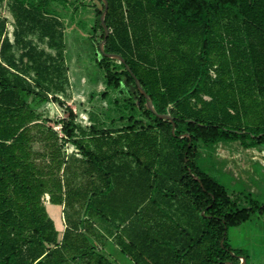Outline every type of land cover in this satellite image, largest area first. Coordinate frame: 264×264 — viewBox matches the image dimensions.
<instances>
[{"label":"trees","instance_id":"16d2710c","mask_svg":"<svg viewBox=\"0 0 264 264\" xmlns=\"http://www.w3.org/2000/svg\"><path fill=\"white\" fill-rule=\"evenodd\" d=\"M51 1L7 0L14 42L0 17V264H249L235 234L264 202L221 181L201 147L264 145V0H107L104 23L103 2L97 62L108 86L134 85L147 120L72 119L67 138L40 118L69 82L62 51L28 38L63 37Z\"/></svg>","mask_w":264,"mask_h":264},{"label":"rangeland","instance_id":"374dc122","mask_svg":"<svg viewBox=\"0 0 264 264\" xmlns=\"http://www.w3.org/2000/svg\"><path fill=\"white\" fill-rule=\"evenodd\" d=\"M51 2L56 15H47L46 18L58 21L57 27L63 32V37H58L57 45L52 46L37 28L29 32L28 38L53 55L61 49L69 82L64 93L56 94L61 103L51 98L50 102L40 107L41 120L53 126L61 138H67L62 130L64 122L72 119L74 124L86 130L91 124L113 128L133 123V120L146 121L134 85L123 79L118 89L108 86L106 72L97 62L99 53L93 39L94 25L96 10H102L104 0ZM0 17L6 21L5 35L14 42L16 24L7 0H0ZM58 42L62 44L59 46ZM15 51L17 56L22 52L17 46ZM111 68L119 72L123 70L117 63H112ZM121 116L124 119H120ZM74 132L80 134L78 129H74ZM64 150L70 153L77 151V148L72 143L65 142ZM201 152L204 166L226 185L238 192H251L264 202V145L245 148L239 142H220L201 147ZM96 226L109 237L110 232L117 231V228L106 222L98 221ZM235 236L241 246L248 250L249 264H264V216L243 225L240 233ZM240 264H245L243 259Z\"/></svg>","mask_w":264,"mask_h":264},{"label":"water","instance_id":"95a60500","mask_svg":"<svg viewBox=\"0 0 264 264\" xmlns=\"http://www.w3.org/2000/svg\"><path fill=\"white\" fill-rule=\"evenodd\" d=\"M104 2H105V5H106V6H105V10H104V12H103V15H102V17H101L103 23L105 22V13H106L107 10H108V1H107V0H104ZM104 28H105V30H106V35H108V28H107V26L104 25ZM104 43H105V41L101 42V44H100V49H101V51H102L103 54H105V55H107V56H109V57H111V58H116V59L122 60L123 62L125 61L124 58H123L121 55H119V54L106 53V52H105V48H104ZM127 68H129V67H127ZM135 78H136V77H135ZM136 84H137L139 90H140V91L146 96V99H147V106H148L153 112H156L155 106H154L152 100L150 99V96L146 93V91H145L144 88L142 87L141 82L139 81L138 78H136ZM160 116H161L162 118H170V120H172V117H171L169 114L160 115ZM243 260H244V259H243ZM244 263H245V261H244Z\"/></svg>","mask_w":264,"mask_h":264},{"label":"built area","instance_id":"2783aa9c","mask_svg":"<svg viewBox=\"0 0 264 264\" xmlns=\"http://www.w3.org/2000/svg\"><path fill=\"white\" fill-rule=\"evenodd\" d=\"M46 198L48 199V196Z\"/></svg>","mask_w":264,"mask_h":264}]
</instances>
